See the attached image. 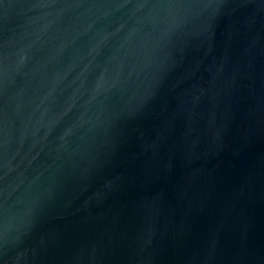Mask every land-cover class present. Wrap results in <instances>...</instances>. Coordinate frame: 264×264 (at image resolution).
Instances as JSON below:
<instances>
[{
  "label": "water",
  "instance_id": "obj_1",
  "mask_svg": "<svg viewBox=\"0 0 264 264\" xmlns=\"http://www.w3.org/2000/svg\"><path fill=\"white\" fill-rule=\"evenodd\" d=\"M0 264H264V0H0Z\"/></svg>",
  "mask_w": 264,
  "mask_h": 264
}]
</instances>
